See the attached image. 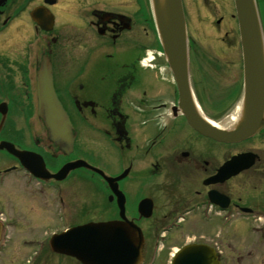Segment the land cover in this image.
I'll return each mask as SVG.
<instances>
[{
	"label": "flooded vegetation",
	"instance_id": "flooded-vegetation-1",
	"mask_svg": "<svg viewBox=\"0 0 264 264\" xmlns=\"http://www.w3.org/2000/svg\"><path fill=\"white\" fill-rule=\"evenodd\" d=\"M183 6L193 93L203 116L226 128L215 118L224 115L227 99L209 103L201 90L207 88L210 95L221 84L212 78L203 87V81L194 79L193 72H203L191 55H201L195 39L203 36L239 46L241 51L236 15L213 17L211 31L201 35L192 29L186 0ZM261 19L264 25L263 9ZM229 21L235 25L224 28ZM220 48L214 52L218 54ZM44 60L52 63L56 94L76 132L71 155L54 143L37 114V76ZM217 66L214 71L219 72L221 64ZM241 69L243 79V62ZM232 90L238 94L240 87ZM1 104L6 116L2 124L0 110V143L8 141L20 150L41 154L51 175L79 159L110 177L128 171L118 181L123 194L118 195L101 172L82 167L63 179H40L18 157L0 150V157L12 161L6 167L0 164V259L5 241L16 236L10 228L26 226L20 229L21 238L30 236L38 221L30 208L36 197L45 196L47 205L56 201L57 208L64 204L67 217L66 186L80 187L87 172L99 215L82 222L122 220L123 200L124 216L144 234L143 264L152 259L159 264L161 257L171 264L189 245L213 252V264H264V126L252 138L230 144L200 133L189 123L152 0H0ZM37 118L44 141L37 137ZM82 129L88 130L86 135ZM93 132L103 145L95 143L88 151L81 144ZM50 158L62 161L54 165ZM116 161L120 166L114 170ZM224 167L227 170L222 172ZM12 177L18 179L20 192H16L19 185L9 183ZM17 194L24 199L17 200ZM22 203L29 209L25 216L20 214ZM62 211L58 216L64 219Z\"/></svg>",
	"mask_w": 264,
	"mask_h": 264
},
{
	"label": "water",
	"instance_id": "water-1",
	"mask_svg": "<svg viewBox=\"0 0 264 264\" xmlns=\"http://www.w3.org/2000/svg\"><path fill=\"white\" fill-rule=\"evenodd\" d=\"M239 21L244 62V95L240 116L235 123L221 129L204 118L190 87L189 48L186 20L182 0H152L158 30L163 41L167 61L180 90V106L189 123L200 133L218 141L240 142L256 134L264 125V33L256 0H234ZM38 116L48 129L54 143L66 154L73 151L76 133L67 112L59 101L54 85L50 61H42L37 76ZM0 105L4 122L6 111ZM189 107V109H187ZM6 149L18 157L35 176L42 179H63L70 170L87 167L101 172L84 160L65 164L51 175L41 155L20 150L14 144L2 141L0 150ZM227 170L226 167L222 172ZM128 170L125 172L127 173ZM102 173V172H101ZM116 178L105 176L114 191ZM109 222L90 221L56 234L51 239L53 251L76 258L82 264H141L144 236L141 230L124 216ZM214 253L202 246L189 245L178 254L172 264H213ZM215 264V263H214Z\"/></svg>",
	"mask_w": 264,
	"mask_h": 264
},
{
	"label": "rangeland",
	"instance_id": "rangeland-1",
	"mask_svg": "<svg viewBox=\"0 0 264 264\" xmlns=\"http://www.w3.org/2000/svg\"><path fill=\"white\" fill-rule=\"evenodd\" d=\"M186 4H187L188 19L190 20L192 29L193 31L196 30L198 34L201 33V35H203L205 31L207 32L211 31L210 28L212 25L213 17H219L221 15L226 14L228 19H230L229 17L231 16V14L235 13L233 0H186ZM233 25H235L234 21L232 22L229 21L227 23H224L223 27L226 26L229 28L232 27ZM199 40L195 39L196 42L195 46L197 50L198 48H200L199 51L201 52V55H198L196 52H192L191 61L194 62L196 65L198 64L199 67L202 69L203 73L199 74L193 72V76L195 75L194 79L198 81H203L202 83L203 87L207 84L208 80H211L212 78L218 82L217 84H221L220 87L216 86L215 92L210 95L209 93H207V88L205 89L201 87L200 88L202 90L203 99H205L209 103L211 101H214L215 104L221 103L223 101V100L221 101V99H227V102L225 103V107H223L226 110L224 115L221 116L222 113L219 114L218 116L215 115L217 116L215 120L219 121L220 119V123L223 124L226 121L224 119L231 116L234 113V111H237L238 108L240 109L241 106L243 79H242V69H241L242 55H241L240 47L223 44L218 40L215 41L214 37L203 36ZM218 47H222V48H220L221 49L220 52L216 54L214 51H216ZM205 59H207V65H205L204 63ZM219 63L221 64V67L219 68V72L214 71L215 69H217L218 67L217 64ZM208 64H216V65L212 68L211 66H208ZM214 72L215 73L217 72L218 74L217 73L215 74ZM206 74L209 76L206 77L205 76ZM237 86L240 87L238 94H236L232 90V88H235ZM239 112L240 110H238L236 114L237 118L239 116L238 114ZM236 119L233 120L231 124L227 125V127H231L230 125H232L236 121ZM35 126L37 127L36 130L37 137L42 138V140L44 141L42 136V129L44 128L42 127L43 125L40 124L38 118L36 120ZM86 129L81 130L83 131V135L87 134L86 131L88 130ZM94 135H95L94 132L91 134V136L88 135L90 136L89 137L90 140L84 142V144H81L83 146L82 148L91 151L95 143H100L97 141ZM101 144L103 145V141H101L99 145ZM115 154H114V158H115ZM116 160H118V153L116 154ZM50 161L54 165H59V163L62 160L60 158L56 160H52L50 158ZM1 163H3L2 167H6L11 165L12 161L8 160L5 157H0V164ZM119 166L120 163L116 161L113 166L114 170H117ZM51 167L55 168V166L53 165ZM85 176H87L86 181H82L83 183L81 184V186L79 184L80 187H78V185L76 184L71 185V183H69V185L66 186V194L69 200V204H68L69 217L68 216L66 217V212H65L64 219L59 218L58 215L59 212L62 211V208L61 207L57 208L56 201L52 200L51 201L52 204L50 203L47 205L45 204V202L48 199L45 196L42 195L36 197V204L30 206L31 210L32 211L34 210V214L32 216H35L36 219L38 218L36 225L31 226V229L28 232L30 233V236L25 239L21 238L22 234H24L23 233L24 231L21 232L20 229L25 228L26 226L25 227L22 226L19 230H16L13 227L10 228L11 234L15 233L16 236L15 238L13 237V239L7 243L6 247L4 248V252H1L2 257L0 259V264H80L74 258L61 256L51 252L49 247L50 237L49 240H47V238L48 235L53 233L54 231L55 232L62 231L71 225H75L79 222H82V220L86 221L87 219L92 218L93 216L99 215L97 211H94V205L96 201L94 195H96V193L94 189V184L92 183L91 180V175L86 172ZM11 180L12 181L9 183L11 185H19V188H17L16 192L17 191L20 192L21 185L19 184V181H17L18 179L15 180V178L12 177ZM126 186H128V184ZM15 189L16 188H14L13 190ZM4 191L9 192L7 190ZM16 196H17V200H19V198L22 197L23 195H19L20 197H18L17 194ZM9 197L12 199V202H15L13 200L12 195H9ZM22 198L24 199V196ZM22 198H20V200ZM29 201L28 200L26 201L28 205H29ZM20 208L22 210V212L20 213L22 216L28 214L29 209L23 203L20 206ZM185 229L189 231L190 227H185ZM187 234L188 233H186V235ZM40 245H44L41 252H40L41 249ZM36 252H40V253H37L36 258H32V255ZM163 259L164 258L161 257L158 263L165 264L167 257L165 258V261H163ZM160 260H162V263H160Z\"/></svg>",
	"mask_w": 264,
	"mask_h": 264
},
{
	"label": "bare ground",
	"instance_id": "bare-ground-1",
	"mask_svg": "<svg viewBox=\"0 0 264 264\" xmlns=\"http://www.w3.org/2000/svg\"><path fill=\"white\" fill-rule=\"evenodd\" d=\"M192 93H193V91H192ZM194 94H195V93H193V96L195 97ZM195 101H196V103L198 102L197 99H196V97H195ZM187 109H189V107H187ZM238 110H240V109L238 108L237 111H234V113H233L231 116H229V117L226 118V121L223 123L225 126L231 124V122L237 118V117H236V114H237ZM238 114H239V113H238ZM237 116H238V115H237ZM235 117H236V118H235ZM216 124H217V123H216ZM223 124H220V125H223Z\"/></svg>",
	"mask_w": 264,
	"mask_h": 264
}]
</instances>
